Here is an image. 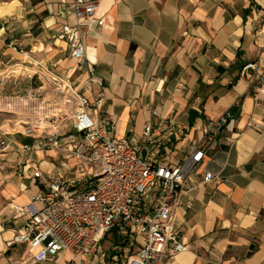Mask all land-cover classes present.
<instances>
[{"label": "crops", "instance_id": "crops-1", "mask_svg": "<svg viewBox=\"0 0 264 264\" xmlns=\"http://www.w3.org/2000/svg\"><path fill=\"white\" fill-rule=\"evenodd\" d=\"M72 1L0 0V53L15 42L40 60L47 57L61 78L84 80L86 67L68 72L77 65L70 57L77 24ZM94 20L102 25L82 24L76 36L85 66L104 81L97 114L114 119V137L139 135L155 110L179 130L170 145L179 158L202 123L227 111L234 115L226 140L188 179L182 199L188 208L175 213L187 249L164 264H264V96L251 91L240 73L258 56L264 60V0H100ZM7 143L19 161L0 167L5 223L11 206L27 205L38 190L32 165L62 173L66 162L61 151H51L62 161L50 170L39 152L22 150H37L38 140ZM205 173L215 181L203 184ZM19 227L7 223L0 230V264H72L67 252L55 262L33 263L23 247L7 246Z\"/></svg>", "mask_w": 264, "mask_h": 264}, {"label": "built area", "instance_id": "built-area-1", "mask_svg": "<svg viewBox=\"0 0 264 264\" xmlns=\"http://www.w3.org/2000/svg\"><path fill=\"white\" fill-rule=\"evenodd\" d=\"M99 2L73 0L70 5L77 21L70 57L77 65L68 72L86 67L84 80L59 78L63 92L77 103L72 133L65 142L56 137L44 141L41 134L30 135V129L24 134L38 140L37 150L61 151L64 170L47 173L32 165L38 190L27 205L11 206L7 223L20 227L6 244L23 247L33 263L55 262L67 252L72 264H164L187 249L175 213L188 208L182 202L190 189L188 179L226 140L234 115L227 111L202 123L179 158L170 148L179 130L155 110L139 135L114 137V119L97 114L103 105L104 81L93 67L85 66L84 46L76 36L82 24L102 25V20H94ZM240 73L251 91L264 96L262 56L244 64ZM1 145L10 148L7 142ZM22 150L32 151L28 146ZM212 181L211 173L203 174V184ZM7 223L0 222L1 231Z\"/></svg>", "mask_w": 264, "mask_h": 264}, {"label": "rangeland", "instance_id": "rangeland-1", "mask_svg": "<svg viewBox=\"0 0 264 264\" xmlns=\"http://www.w3.org/2000/svg\"><path fill=\"white\" fill-rule=\"evenodd\" d=\"M11 43L4 54L0 53V167L5 168L8 166L4 163L16 164L19 156L15 157L11 148H3L1 141L22 145L23 138L35 140L24 135L29 129L33 131L30 135L41 134L44 141L52 137L64 139L72 133V116L77 108L76 100L62 90V74L47 63V57L40 60L29 48ZM51 151L45 147L27 154L39 152L38 160L51 170V164L58 167L55 163L62 161L55 159ZM24 160L21 166H25Z\"/></svg>", "mask_w": 264, "mask_h": 264}, {"label": "bare ground", "instance_id": "bare-ground-1", "mask_svg": "<svg viewBox=\"0 0 264 264\" xmlns=\"http://www.w3.org/2000/svg\"><path fill=\"white\" fill-rule=\"evenodd\" d=\"M45 52H49L50 51V48H44Z\"/></svg>", "mask_w": 264, "mask_h": 264}]
</instances>
